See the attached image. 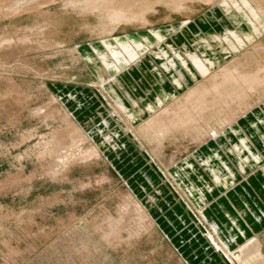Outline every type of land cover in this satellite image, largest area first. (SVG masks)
I'll use <instances>...</instances> for the list:
<instances>
[{
	"label": "rangeland",
	"instance_id": "374dc122",
	"mask_svg": "<svg viewBox=\"0 0 264 264\" xmlns=\"http://www.w3.org/2000/svg\"><path fill=\"white\" fill-rule=\"evenodd\" d=\"M118 9L145 20L112 22ZM216 9L0 0V264H264V143L235 149L264 132V33ZM225 29L242 38L219 45ZM110 47L126 51L107 59ZM197 57L212 70L194 78ZM222 69L241 78L227 91L253 95L203 101ZM152 117L167 131L160 147L133 127ZM239 199L261 212L236 215L261 243L253 259H239L244 237L225 214Z\"/></svg>",
	"mask_w": 264,
	"mask_h": 264
},
{
	"label": "bare ground",
	"instance_id": "6f19581e",
	"mask_svg": "<svg viewBox=\"0 0 264 264\" xmlns=\"http://www.w3.org/2000/svg\"><path fill=\"white\" fill-rule=\"evenodd\" d=\"M157 1H162V0H157ZM164 1V0H163ZM166 1V3H168V4H171L174 8H180V7H182L183 6V4H184V2L186 1V0H165ZM201 1H211V3L213 4V12L214 13H216V11H215V9L216 8H218V9H216V10H219L220 12H221V14H222V16H221V18H226V15H232V16H238V17H242V19H244L243 17H248L249 18V21L253 24V26L255 27V29L258 31V33H264V24H260L259 23V21L258 20H256V15L257 14H261L260 13V11H264V0H201ZM81 4H83V5H86V6H88L89 5V3L88 2H82L81 1ZM91 6V5H90ZM149 8V7H148ZM147 8V9H148ZM127 9H129V7H127ZM108 10H110V9H108ZM253 10H255V14L252 12ZM127 11V10H126ZM124 9L123 10H115V11H113L112 10V13H110L109 14V16H110V20L112 21V22H121V21H131V20H142V21H144L145 20V12L147 11V10H142V13H133V11H131V12H126ZM129 11V10H128ZM239 13H241V14H243L244 16H241V15H239ZM107 15H108V12L106 13ZM98 16V15H97ZM104 17V16H103ZM226 21V20H225ZM106 23V22H105ZM101 24V23H100ZM119 24V23H118ZM104 27V26H103ZM109 27H111V26H109ZM239 38H242L241 37V35H240V33H234L233 31H230L229 29H225L223 32H221V33H219V34H217L216 36H215V39H219V45H224L225 43L226 44H228V45H232V44H234V43H236L238 40H239ZM107 43V42H106ZM109 45H110V43H109ZM113 45V44H112ZM102 51V50H101ZM121 51V52H120ZM126 50H124L123 48H113V47H110L109 48V50H105V51H103V56L105 57V58H107V59H110V58H112V57H117L118 55H120L121 53H124ZM139 51H141V50H139ZM137 52V51H136ZM135 52V53H136ZM130 54V53H129ZM144 54V53H143ZM127 57V56H126ZM131 57V56H130ZM156 58H160V59H163L164 60V63H162L161 65V68H164V69H168L169 67H170V59H169V55L167 54V53H160V54H156V56H155ZM133 58H135V57H133ZM113 59V58H112ZM195 62V63H194ZM206 63V61H204L203 60V58H201V57H197L196 59H193V63H194V65L197 67V75L195 74V77L194 78H196V77H198V73H202L204 70H209V71H211L212 70V67H211V65H209V63H207V64H205ZM192 64H189V63H187V66L185 67L187 70H189V69H191L192 68V66H191ZM160 66V65H159ZM222 71V73L220 74V75H222V74H224V75H226L225 76V80H223V82H221V83H217V81L215 82V76H211L212 77V79H214V85H213V88L209 91V89H205L204 91H202L203 93H202V98L204 99L203 101H206L205 100V96H207V94L209 93V92H214L215 93V95H219L220 97V99H222V97L224 98V97H226L227 99H229V98H237V99H239L240 101H242L243 99H245V98H250L252 95H253V93L252 92H248V90L245 88L244 89V91H243V89L241 90V91H236V93H231V92H229V91H227V89L228 88H230L231 87V84H237L238 83V81H240V77H239V73H230L229 72V70H224V69H222L221 70ZM225 71H227L228 73H226ZM219 75V76H220ZM239 77V78H238ZM249 88H251V87H249ZM254 88V90L256 89L255 87H253ZM258 90H260V89H258ZM257 90V91H258ZM210 94V93H209ZM201 98V99H202ZM215 99H216V97H215ZM119 101H121L120 99H119ZM246 101V100H245ZM122 102V101H121ZM200 103H201V101H199ZM248 102V101H247ZM221 104H225V103H228V102H224V101H222V102H220ZM235 103V102H234ZM238 103V102H237ZM242 103V102H241ZM244 103V102H243ZM217 104H219V103H217ZM220 104V105H221ZM204 106L202 107L203 108V110H206V111H209V109H212V108H214L215 107V105L214 104H212V102L211 103H204L203 104ZM238 105H239V103H238ZM233 105H231V107H232ZM236 106V105H235ZM239 106H241V104L239 105ZM122 110H123V112H124V114H125V116H127V118H128V120L130 121L131 119H133L135 116H136V114L134 115V113H130V114H128L129 112H127L126 113V110H125V108H123V107H121V106H119ZM200 108V107H199ZM117 110V109H116ZM234 110V109H233ZM119 111V110H118ZM120 112V111H119ZM199 112H201V109L199 110ZM221 112V111H220ZM232 112V111H231ZM120 113H122V112H120ZM164 113V112H163ZM213 113H215V112H213ZM226 113V112H225ZM229 113V112H228ZM209 114H210V112H209ZM233 114V113H232ZM117 115H118V113H117ZM158 115V114H157ZM203 115H205L204 113H203ZM211 115V114H210ZM216 114H214V116H215ZM228 115H230V114H228ZM124 116V115H123ZM217 117H219V115H216ZM231 116V115H230ZM229 116V117H230ZM119 117H120V115H119ZM227 117V116H226ZM229 117H227V118H229ZM121 118V117H120ZM154 117H152L151 119H148L147 121H145V123L144 124H140L141 125V127L139 126V128H138V126H133V127H135V128H137V130H136V133L137 132H141V134H145L146 135V137H144L145 139L146 138H149V139H146V141H148V142H154L155 143V145L156 144H158L159 145V147H160V145L161 144H163V139L166 137V134H165V132L167 133V131H165V130H163V128H161V127H154L155 125H156V123H158V121L156 122V120L154 121V119H153ZM199 118L201 119L202 118V116L200 117L199 116ZM222 118V117H221ZM224 118H225V116H224ZM224 118H222L221 120H219V121H223V119ZM125 119V118H124ZM205 119V118H204ZM226 119V118H225ZM224 119V120H225ZM207 120V119H206ZM211 119H209L208 118V121H210ZM214 120H216V119H214ZM205 121V120H204ZM124 122V121H123ZM127 122V121H126ZM166 122V121H165ZM195 121H193V123H194ZM129 123V122H128ZM179 124L178 125H181L182 127H184V125H186L187 123H190V120H188V121H182V122H178ZM159 124V123H158ZM167 124V123H166ZM195 125H196V123H194ZM201 124V123H200ZM207 124L208 123H206V127H207ZM203 126V125H202ZM209 126V125H208ZM189 127V126H188ZM194 130H193V129ZM199 128H201V127H192L191 126V130H193V131H195L194 133H196L197 134V131H199V130H197V129H199ZM205 128V127H204ZM131 129V128H130ZM187 129V128H186ZM135 130V129H134ZM185 130V129H184ZM207 130V129H206ZM168 131H170V130H168ZM186 131V130H185ZM202 130H200L199 132H201ZM173 132V131H172ZM181 132V131H180ZM189 133H190V131H188ZM138 134V133H137ZM174 135V134H173ZM172 135V136H173ZM144 136V135H143ZM169 136V135H168ZM259 142V143H264V132H259L258 134H256V135H251V136H249V137H247V138H245V139H242L238 144H237V146H235V149L236 150H242L244 147H246L247 145H249V144H251V142ZM234 171H236V170H234ZM231 172H233V170L231 171ZM231 172H230V176H232V174H231ZM236 172H238V171H236ZM234 174V173H233ZM236 174H238V173H236ZM227 175V174H226ZM225 175V176H226ZM224 175H223V177H225ZM229 176V175H228ZM238 176V175H237ZM218 177V176H217ZM217 177H215V178H217ZM220 177H222V176H220ZM219 177V178H220ZM253 177V176H252ZM218 178V179H219ZM230 178H234V175H233V177H230ZM235 178H236V176H235ZM249 179V178H248ZM223 181V179H220V181ZM245 181V180H244ZM214 182V181H213ZM215 182H219V180H215ZM243 183V182H242ZM246 182H244V184H245ZM243 186V185H242ZM245 186V185H244ZM241 187V186H240ZM237 190H238V188H236ZM242 189V188H241ZM240 189V190H241ZM239 190V191H240ZM243 192V191H242ZM241 194V193H240ZM222 200V199H221ZM236 201H238V200H236ZM228 204V203H227ZM237 207L235 208L234 206H229V209L228 210H226L225 209V211H226V213L225 214H227V215H229V216H236L237 214H239V215H243L244 217H247L248 218V221H251V220H253L255 217H257L258 215H260L261 214V212H259V211H257V210H251V209H249L248 208V206H247V204H246V202L245 201H243L242 199H239V201H238V203H237V205H236ZM236 209H237V211H236ZM261 210V209H260ZM235 212H237V213H235ZM233 217V219H231V221H233V224L234 225H232L233 226V228L234 229H232L231 227H228V230H231L232 229V233L234 234L233 236H231V237H233V239L234 238H236V236H238V234H241L243 237H244V240H241V241H243L246 245H245V247H244V250H243V254H242V256H240L239 257V259L240 260H242L246 255H247V257H249L250 259H253L252 258V255H259L260 256V246H261V243L259 242V241H257V240H255L254 239V241L252 240V232H251V228L245 223H243V220H242V222H238V220L239 219H241V216H236V217ZM249 216H252V218H250ZM232 218V217H231ZM247 223H249V222H247ZM242 224H244V225H247L248 227V229L247 228H243L242 226ZM235 228H237L240 232H238V231H236L235 230ZM247 230V231H246ZM232 235V234H231ZM225 236H228V235H225ZM229 238V237H228ZM223 239V238H222ZM230 239H228V241H229ZM235 240V239H234ZM231 241H232V239L230 240V243H231ZM226 242V241H225ZM234 242V241H233ZM237 242V240L234 242V243H236ZM229 244V243H228ZM227 245V244H226ZM231 246V245H230ZM227 247V246H226ZM228 248V247H227ZM262 257V256H261Z\"/></svg>",
	"mask_w": 264,
	"mask_h": 264
},
{
	"label": "crops",
	"instance_id": "0c3cea01",
	"mask_svg": "<svg viewBox=\"0 0 264 264\" xmlns=\"http://www.w3.org/2000/svg\"><path fill=\"white\" fill-rule=\"evenodd\" d=\"M235 258H236V256H234ZM236 260H237V258H236ZM238 261V260H237Z\"/></svg>",
	"mask_w": 264,
	"mask_h": 264
}]
</instances>
